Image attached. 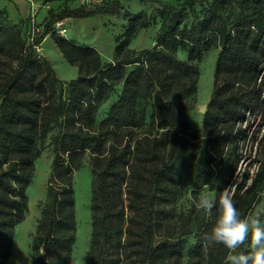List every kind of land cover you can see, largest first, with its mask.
<instances>
[{"label": "trees", "instance_id": "obj_1", "mask_svg": "<svg viewBox=\"0 0 264 264\" xmlns=\"http://www.w3.org/2000/svg\"><path fill=\"white\" fill-rule=\"evenodd\" d=\"M143 1H157L156 12H124L125 28L105 61L94 46L59 36L52 25L68 16L116 11L120 0L50 11L32 42L26 40V23H10L0 9V264L12 254L15 227L28 211L35 160L47 138L54 159L31 264H71L73 174L85 162L91 171V235L82 264H224L227 250L205 238L216 210L211 215L189 210L172 222L173 204L186 188L195 194L214 177L215 196L232 191L242 215L259 202L264 191V0H209L199 14L196 4L203 0ZM155 22V43L131 48L138 32ZM46 33L77 66L75 77L60 79L37 51ZM213 48L218 52L212 92L202 126L191 129L186 98L196 90L197 62ZM117 84V98L97 121V110ZM255 144L254 173L240 172ZM192 232L195 240L184 262L185 236Z\"/></svg>", "mask_w": 264, "mask_h": 264}, {"label": "rangeland", "instance_id": "obj_2", "mask_svg": "<svg viewBox=\"0 0 264 264\" xmlns=\"http://www.w3.org/2000/svg\"><path fill=\"white\" fill-rule=\"evenodd\" d=\"M140 1L144 6L147 7L146 9L148 11H151V13L152 12L155 13L156 6H159V3L157 1H153V2L143 1V0ZM162 1L176 2L177 0H162ZM205 1H209V0H203L201 4H196V12H198V14L200 12L201 6L205 3ZM126 11L135 12V7L127 4L126 0H120V6L118 10L113 12H101L102 14L105 15L106 13L111 14L109 19L107 20V24L109 25L108 28L110 29L106 27L103 28L101 25L99 27L101 31L98 32V34H100V39L103 40L102 38H104L106 41L102 49V54L105 57H107L105 54L111 55L112 50L110 48V44L113 43L115 45L114 41L116 39V36L111 26H116L115 29L119 27L124 29L126 22V18L124 17V12ZM62 25L67 29L66 32L64 33L59 32L58 26H56L55 23H53L52 28L55 31L54 33L59 36H63L67 39H70L76 43V40L73 39V35L74 36L77 35L78 32L77 30L79 28L77 29V26L68 25L65 23ZM157 28H158V23L155 22V25L152 24L148 28L141 29L139 32V37H137L138 41L137 38H135L132 41L131 46H134L136 41H137V45L135 46L136 49H139V47L152 46L155 43V33ZM28 30L29 28H27L25 32L26 40L28 37ZM86 33L88 35L89 32ZM45 35L51 37L50 33H46ZM102 35L103 37H101ZM109 36L112 37V41H110ZM96 37H97L96 34H93V32L89 33V39H95ZM43 39L44 37L42 38V40ZM78 39L80 43H82L81 45H86L85 44L86 40H88V39L83 40V38L80 36ZM49 43L50 42L48 41L47 43L44 44V46L43 43L40 44L38 47L39 49H37V51L41 55L45 57L47 56L49 57L47 58L52 63L55 72H57L56 73L57 76L59 75V76L69 77L70 68L71 67L74 68V67L69 63H66L63 59L62 62L64 63H62L60 59H58L57 56L55 55L56 50L54 51V49L50 47ZM97 45L100 44L97 43ZM217 52H218V48L211 49L196 64L198 71L196 90L191 96L186 98V102L191 105L190 109L187 110L186 112L191 129L200 128L202 126L203 112L199 110V107L207 104L210 94L212 92L213 71L215 68V60H216ZM178 54L181 58H184L186 56V53L183 51H179ZM101 59L103 61L110 60V59H104L103 57H101ZM120 90H121V84H117L114 90L111 92L110 97L99 107L96 113L97 121L101 120L106 115L107 108L117 98V95L120 92ZM64 95H66L65 92ZM150 111L151 108L150 105H148L147 108L148 115L150 114ZM147 120H149L148 117ZM255 147L256 144L252 147L250 158L247 155L245 156L244 161L240 166V172L243 171L244 168H248L250 175L254 173L257 166L256 161L253 160L254 158H257V155L255 154V149H256ZM53 159H54V155L52 151V145L50 144V138H47L41 150L40 155L35 160L34 176L32 182L27 188L28 211L26 213L25 219L22 222L18 223L15 227L12 254L10 255L6 264H31V254H32L31 244L33 242L34 235L36 232L38 219L41 216L42 201L45 199L46 196L47 177L52 168ZM239 175L241 174L239 173ZM217 182H218L217 177H214L209 184L195 191V194L191 193L190 188H186L182 196L179 197V199L173 204L175 215L172 218V222L175 221L178 222L180 220L181 214L183 212L186 213L189 210L191 211V214H195L197 212H203L197 210L194 207L193 200L198 199L202 193L215 196V187ZM73 188L75 194L76 232H75V241L72 247L71 264H82L85 259L86 253L89 249V239L91 235V222H90L91 216H90V206H89L90 197H91V171L88 162H85L80 169L74 172ZM230 193H232V191H230ZM260 204H264V191H262L260 194L259 202H257L251 208L250 211H252L256 206ZM162 233L163 231L158 233V235H162ZM194 240L195 237L193 232L185 236V247L183 250V258H182L184 262L187 258V251L189 247L194 243Z\"/></svg>", "mask_w": 264, "mask_h": 264}, {"label": "clouds", "instance_id": "obj_3", "mask_svg": "<svg viewBox=\"0 0 264 264\" xmlns=\"http://www.w3.org/2000/svg\"><path fill=\"white\" fill-rule=\"evenodd\" d=\"M193 205L209 215L216 210L215 222L205 238L227 250L224 264H264V204L242 215L226 189L218 197L202 193Z\"/></svg>", "mask_w": 264, "mask_h": 264}, {"label": "crops", "instance_id": "obj_4", "mask_svg": "<svg viewBox=\"0 0 264 264\" xmlns=\"http://www.w3.org/2000/svg\"><path fill=\"white\" fill-rule=\"evenodd\" d=\"M127 4H129L130 6L135 7V11L141 10V9H146L147 7L144 6L140 0H126ZM63 6H69V7H73V4H68L66 2V0H0V9H5L6 13H7V18L9 20L10 23H18L20 21H23L24 23H26L27 28H29L30 24H31V17H34V22L36 23V26L42 30L43 28V22L44 19L48 16V14L50 13V11H56L60 8H62ZM110 13H106L102 14V13H97L95 15H90V16H86V17H73V16H68L65 17L61 20H58L55 22L56 26L62 25V24H68V25H75L77 26V35H73V39L76 40L77 44H82L79 41V36L83 38V40H86V45L89 44H93L92 46H94L100 53L101 57H103L104 59H110L111 56L113 55L114 52V48L116 45V41L115 45L113 43L110 44V48H111V55L109 54H105L107 57H105L102 54V49L104 47V44L106 43L105 39L102 38L103 40L100 39V34H98V32H100L101 30L99 29V27L102 25L103 28H108L109 25L107 24V20L110 17ZM92 25V26H91ZM63 26V25H62ZM92 27V28H91ZM111 28L113 29V32L116 35L120 34L123 31V28H116V26H111ZM110 29V28H108ZM111 29V30H112ZM144 29V28H143ZM67 30V29H66ZM92 30V31H91ZM66 32V31H65ZM86 32H93V34H96V38L95 39H89V33L87 35ZM140 32V31H139ZM139 32L138 34L131 40L129 46L131 48H135L136 49V45H137V41L139 37ZM64 33V32H63ZM113 34V36H114ZM99 35V36H98ZM103 37V35L101 36ZM137 38V41L135 43L134 46H131L132 41ZM110 41H112V37L109 36ZM115 39V37H114ZM50 42L49 45L51 48L54 49L55 51V55L57 56L58 59H60V61L62 62L63 60L68 63L65 59V57L63 56L62 52L60 51V49L58 48V46L56 45L55 41L45 35L44 39L42 40V42L40 44L43 43V46L45 43ZM100 44V45H97ZM103 45V46H102ZM143 48V47H139ZM47 56V54H46ZM48 57V56H47ZM60 57V58H59ZM49 58V57H48ZM63 59V60H62ZM64 63V62H62ZM70 64V63H69ZM72 65V64H70ZM74 68H70V75L69 77L66 76H59L58 77L62 80H69L70 78H73L77 75L78 73V68L75 65H72ZM74 69V70H73ZM57 73V72H56Z\"/></svg>", "mask_w": 264, "mask_h": 264}, {"label": "built area", "instance_id": "obj_5", "mask_svg": "<svg viewBox=\"0 0 264 264\" xmlns=\"http://www.w3.org/2000/svg\"><path fill=\"white\" fill-rule=\"evenodd\" d=\"M105 0H66V2L70 5H76V6H83L86 8L89 7H93V6H97L100 5L104 2ZM41 29H39L36 26V23L34 22V17H31V24L29 26V30H28V37H27V42H32L34 37L36 36V34L38 32H40ZM58 31L63 33L66 31V28L64 26L61 27V25L58 26ZM41 41L39 42V44L37 45V49H39V45H40Z\"/></svg>", "mask_w": 264, "mask_h": 264}, {"label": "water", "instance_id": "obj_6", "mask_svg": "<svg viewBox=\"0 0 264 264\" xmlns=\"http://www.w3.org/2000/svg\"><path fill=\"white\" fill-rule=\"evenodd\" d=\"M199 110L202 111L203 113L206 110V105H202L199 107ZM40 252H43V244L40 245Z\"/></svg>", "mask_w": 264, "mask_h": 264}]
</instances>
